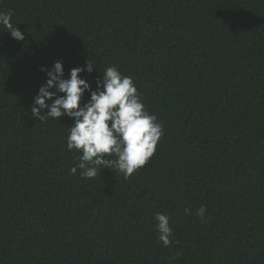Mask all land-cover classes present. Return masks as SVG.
Returning <instances> with one entry per match:
<instances>
[{
  "label": "trees",
  "instance_id": "obj_1",
  "mask_svg": "<svg viewBox=\"0 0 264 264\" xmlns=\"http://www.w3.org/2000/svg\"><path fill=\"white\" fill-rule=\"evenodd\" d=\"M8 10L25 40L0 29V264H264V0H0ZM58 58L65 79L92 60L93 90L118 66L163 124L130 178L73 175L74 120L32 117Z\"/></svg>",
  "mask_w": 264,
  "mask_h": 264
},
{
  "label": "clouds",
  "instance_id": "obj_2",
  "mask_svg": "<svg viewBox=\"0 0 264 264\" xmlns=\"http://www.w3.org/2000/svg\"><path fill=\"white\" fill-rule=\"evenodd\" d=\"M0 29H6L17 41L25 40L13 22L11 10L0 11ZM63 65V58H58L50 70L41 68L47 80L31 106L32 117L41 122L64 116L74 120L67 134V149L79 153L77 163L70 169L73 175L79 170L81 178L92 179L103 169H111L130 178L153 158L164 135L163 124L147 111L133 79L123 75L118 66L101 72L103 76L97 79L93 90L81 78L85 71H99L92 60L85 67L73 68L68 79L64 78ZM86 92L90 99L82 104ZM185 212L190 214L191 209L186 208ZM206 212L203 205L196 212L202 222ZM154 219L159 240L168 247L174 234L170 218L157 212Z\"/></svg>",
  "mask_w": 264,
  "mask_h": 264
}]
</instances>
